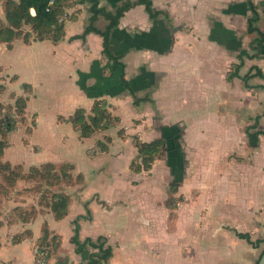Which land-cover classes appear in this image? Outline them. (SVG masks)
<instances>
[{
    "label": "crops",
    "instance_id": "1",
    "mask_svg": "<svg viewBox=\"0 0 264 264\" xmlns=\"http://www.w3.org/2000/svg\"><path fill=\"white\" fill-rule=\"evenodd\" d=\"M125 1L100 0V6L115 11ZM253 1L261 17L257 26L264 32V0ZM152 2L168 18L151 20L145 5H136L125 12L111 39L115 53L124 54L126 78L139 96L150 98L138 106L123 88L119 74H109L111 63L103 59L99 35L90 33L85 41L70 40L89 25L88 4H75L66 10L71 15L79 12L75 19L65 20L66 36L57 44L51 40L27 44L22 38L15 39L12 48L0 43V69L9 90L16 86L21 91L20 84L30 85L29 93L25 88L15 92L29 96L27 111L31 101L38 98L39 88H51L46 74L52 73L55 61L58 76L67 80L65 90L62 85L61 100L68 114H58V125L70 124L59 122L60 115L68 118L77 108L90 113L95 100L104 99L111 112L122 115L123 123L130 125L142 119L140 125L144 127L139 125L134 132L143 141L171 138L177 133L169 140L173 145L170 143L172 150L166 157L157 160L150 171L135 173L129 167L130 155L135 153L132 149L122 154L111 144L104 155L93 150L104 135L113 134L110 130L82 138L73 128L71 139L80 164L72 161L75 156L71 154L72 158H47L30 167L45 162H74L75 174L81 173L83 178L69 190L80 188L83 192L72 196L62 219L45 209L30 221L12 220L6 215L5 200L1 201L0 264H36L44 226L50 232L43 244L47 249L45 264L86 262L98 250L89 247L79 253L71 242L74 220L86 214V202L92 218L80 220L79 238L105 237L106 245L113 248L107 264L259 261L264 251V135L259 136L258 147H252L245 130L262 114L258 129L264 131V78L253 77L246 87L242 77L254 65L264 73V44L258 43L262 58H246L239 77L228 79L233 65L239 63V51L250 50V43L258 37L257 33L247 32L251 14L247 0ZM4 8L5 0H0L2 20ZM107 23L100 17L96 26L104 29ZM255 53L250 50V54ZM175 110L181 112L176 116ZM191 110L208 112L192 117ZM33 114L37 115V130L42 118L35 108L31 114L28 112ZM154 119L158 120V128L145 130ZM33 142L40 149L34 153H40L41 145L35 139ZM120 158L126 166H119ZM192 173H200L207 181L198 178L193 182ZM133 178L140 180L138 197L132 194ZM172 182H178L176 193L169 191ZM169 194L176 198L172 208L167 205ZM27 231L29 235L14 241L15 236ZM237 232L247 233L260 244L250 243ZM54 235L61 237L56 248Z\"/></svg>",
    "mask_w": 264,
    "mask_h": 264
},
{
    "label": "trees",
    "instance_id": "2",
    "mask_svg": "<svg viewBox=\"0 0 264 264\" xmlns=\"http://www.w3.org/2000/svg\"><path fill=\"white\" fill-rule=\"evenodd\" d=\"M75 4H88L89 12L91 13L90 23L84 29L83 33L74 35L70 40L81 39L86 40V37L90 33H95L102 38V55L103 59L108 60L111 64L109 74H119V79L123 85V88L127 90L133 97L134 105L138 106L142 102L149 101L150 98L148 95L139 96L130 80L126 78V64L122 61L124 54H117L112 48V34L118 28L120 19L124 16L125 12L130 10L132 7L142 4L145 5L149 17L151 20L158 19L161 16L168 18V16L162 10L155 9L152 0H135V1H125L122 3L115 11H108L105 8L100 6V0H55V3L50 5L49 0H5V20L0 18V43H6L8 48H12V42L17 38H22L23 41L27 44H30L33 41H44L51 40L53 43L57 44L63 40L66 36L65 31V20L66 19H75L77 17L78 11L68 14L66 10L72 7ZM247 5L251 12L248 17V33H257L258 37L250 43V50H255V54H250V50L241 49L237 56L239 63L233 65V71L229 73L228 79L231 80L234 77H239V71L244 66L246 58H262L261 49L258 46V43L264 44V32L260 30L257 26V23L260 20V14L258 11V6L254 3L253 0H247ZM34 10V13L32 12ZM103 17L107 20V25L104 29H100L96 26L97 20ZM28 27V29L26 28ZM2 70L0 69V79ZM105 72V69H104ZM259 76L264 78V73L259 66H252L248 73L242 77L245 82V86L248 87V82L253 77ZM16 78L12 77V81ZM5 86L0 83V93L5 91ZM24 88L27 93L30 92V85L24 84ZM264 88V85H262ZM16 109L18 114L27 121L28 111H27V102L28 95H19L16 98ZM4 107L0 101V173L8 174L7 183L8 187H14L15 190L19 188L20 182L28 181L33 178V175H26L28 173L40 174L42 169L55 171L54 163H45L39 167L32 166L27 171L21 165H13L10 162H3V154L5 149L9 146V136L17 126V122L9 120L5 115L2 114ZM262 114L259 115L254 123L246 128V134L249 138V144L252 147H258L259 145V136L264 135L263 130H259V119ZM119 118L114 116L109 110L108 104L104 99L95 100L90 113L88 114L84 108H77L74 113L67 119L59 118L60 122H70L73 125V128L80 132V136L90 137L98 131L106 130L113 122L118 121ZM31 130L28 132L29 135L34 133ZM110 139V137H108ZM110 141V140H109ZM135 145L138 148L137 155L132 159L129 167L135 173H140L143 171H150L153 168L154 163L158 159H162L167 156V154L172 150L169 138L162 136L160 138L143 141L140 138L135 136ZM98 146L102 144V141H98ZM108 150V147L102 146L101 151L105 152ZM65 168L63 172V177L68 179L74 178V175L71 173L75 171V167L72 164ZM62 169V168H61ZM21 170V171H20ZM43 177V176H42ZM36 178V177H34ZM83 175L79 173L76 176L77 181H81ZM29 188V187H28ZM1 189L6 190V188H1L0 186V202L3 199L1 194H4ZM24 189H19L26 191ZM171 193H176L178 191V182H172L170 184ZM8 193V192H7ZM6 193V194H7ZM48 195V194H47ZM38 206L33 208L31 213L22 211V209H15L14 217L12 220L17 218L25 222L32 220L36 215L43 210H49L54 214L56 219L64 218L68 213V207L70 204V197L65 192L53 194L52 197H45V194L42 192L37 193ZM176 198L170 197L167 201L169 207L175 206ZM86 209L85 215H79L74 220V234L71 238V242L75 244L77 252H83L87 248L92 247L97 249L96 253H92L90 258L83 263L79 264H107L111 257L113 256V248L106 245L107 240L105 237H98L96 240L92 238H87L84 241H81L79 238L80 234V220L92 218L91 210L89 208V202L84 203ZM2 222L0 221V226ZM27 231L21 235L14 237V241H19L22 237L29 235ZM50 232L47 226L43 227V234L38 246V257H44L47 249L43 248L45 240L49 237ZM239 237L245 238L247 241L254 245H259L260 241L253 242L251 237L247 233L237 232ZM53 246L56 248L61 242V237L59 235L52 236ZM63 264H76L70 263L66 260L61 261ZM258 263V262H257Z\"/></svg>",
    "mask_w": 264,
    "mask_h": 264
},
{
    "label": "rangeland",
    "instance_id": "3",
    "mask_svg": "<svg viewBox=\"0 0 264 264\" xmlns=\"http://www.w3.org/2000/svg\"><path fill=\"white\" fill-rule=\"evenodd\" d=\"M52 64L55 66V68L52 70L51 74L49 75L46 74L48 80L52 82L51 88H44V87L39 88L38 98L31 101L30 106L28 108V112L30 114L31 112H33L35 108L39 112V116L42 118L41 120L43 122L41 121L37 130H36L37 115L36 114L28 115L27 121H25V119L22 118L18 114V110L16 109L15 100L19 95H15V92L18 91L20 93L23 90L24 85L20 84L21 91L18 89V87L16 88V86H13L12 89L9 90L7 86L8 84L7 79L1 73L2 78L0 79V83L6 87L5 91L0 93V101L4 107L2 114L5 115L9 120L17 122V126H18L15 128V130L12 133H10V136L8 138L9 146L4 151V154H3L4 156H3L2 161L3 162L8 161L15 166L21 165L25 171L31 168L30 167L31 165H36L40 162H44V160H47V158L62 159V158H70L71 156L74 155L75 158L73 159H75L76 161L73 159L72 161H74L76 164H78L79 162L80 164V160H79L80 158L78 155V151L76 150V144L71 139V134H73L72 131L74 132L73 126L70 125L71 123L69 125H58L56 123L58 114H64V115L68 114V110L66 109L67 107L61 100L62 85H64V90H65L66 89L65 82L67 80L64 76L63 77L58 76L60 74V70L57 67V63L53 61ZM24 75L25 74H23V76ZM27 77H24V78H27ZM28 99H29V96H28ZM175 111H176L175 113L176 116L178 115L179 112H181V110H175ZM206 112L208 111L191 110L192 117L193 116L195 117V115L205 114ZM87 113L89 114V112ZM156 113H159V112L156 111ZM112 114L119 118L118 121L113 122L112 125H110L106 129V130H110V132L113 134L104 135L102 139L99 140V141H102V144L100 145V147L98 146V144H96L95 149L93 150L98 151L100 155H104L103 151H101V147L103 145L106 147H109V145L112 144L114 146L113 149L115 151H120L122 154H124V152L128 153L129 151L133 150V152L135 153H131L130 155V157L133 159L138 153V148L135 145L136 143L135 136L141 139L140 134L134 131L135 129L137 130L140 124H142V119L137 120V122L133 121V123L128 125L122 122V115H117V114H114L113 112ZM61 117L67 119L66 117L60 115L58 117V120ZM124 117H125V120H127L125 115ZM157 121L158 120L154 119L152 123H149L148 126L145 127V130L155 128V127L158 128V126L155 125L157 124L155 123ZM140 126L144 127L142 125ZM33 129H35L34 133L29 135L28 132H30L31 130L33 131ZM103 131L105 130H101L98 132H103ZM168 133L171 135L170 131ZM172 133H174V131ZM175 134L177 133L172 134L171 138L173 137L176 138ZM108 137H110V139H108ZM171 138H169V140ZM34 139H35V142L41 145V148H42V151L37 154L34 153V151L38 152L40 149L36 148V145L33 142ZM169 143L173 145L172 142H169ZM133 146L135 147L136 150L134 149ZM116 153L118 154V152ZM116 157L118 158V155H116ZM125 158H126V155H125ZM74 162L64 161L60 163H54L56 170L51 171L50 173L46 169H42L43 172H41L40 174L39 173L35 174V172L32 174L28 173L26 175L28 176L35 175L34 177L36 178L33 177L31 178V180H28V181L25 180L23 182H20L19 185H22V187L20 186L16 190L14 187L13 188L8 187V183L6 180L8 177V174L0 173V186L1 188H6V190L1 189V191L4 193V194H1L3 196L2 202H4L5 200L6 205H7L5 206L6 208L5 212L7 213L6 215L13 218L15 209H19V208L22 209V211L31 213L33 211L32 209L35 208V206L36 207L38 206V199H37L38 192L44 193L45 197H52L53 194H57V193L64 194L66 192L69 195L70 200L72 196H75L78 193H82L83 191H81L80 188H79L80 190L78 189L75 192H72L74 190H69V188H71L72 186L74 188L77 187L76 184L77 183L79 184L81 182V181H77L76 176L78 174H75V171L71 172L74 175V178L72 177L71 179H68L67 177H63V172L65 171V168L69 166L68 164H72L73 167H75ZM45 163H53V162H45ZM118 164L119 166H126L122 160L120 161V163L118 162ZM34 167H39V166H34ZM190 178H191L190 180H192L193 182H197L198 178H199V181H207L206 179L203 178V175H200V173H192ZM172 179L174 180L176 178L174 177ZM139 181H140L139 178L132 179L131 189H132L133 197L139 196V193L137 191V189L138 190L140 189L138 186ZM21 188L22 189L26 188L25 189L26 191L19 190ZM16 193L20 194L19 197L16 196ZM21 196L25 198H21ZM170 196L171 195L169 194V197Z\"/></svg>",
    "mask_w": 264,
    "mask_h": 264
},
{
    "label": "built area",
    "instance_id": "4",
    "mask_svg": "<svg viewBox=\"0 0 264 264\" xmlns=\"http://www.w3.org/2000/svg\"><path fill=\"white\" fill-rule=\"evenodd\" d=\"M55 3V0H49V4L52 5ZM46 255L44 257H41L37 260L36 264H45Z\"/></svg>",
    "mask_w": 264,
    "mask_h": 264
},
{
    "label": "water",
    "instance_id": "5",
    "mask_svg": "<svg viewBox=\"0 0 264 264\" xmlns=\"http://www.w3.org/2000/svg\"><path fill=\"white\" fill-rule=\"evenodd\" d=\"M257 264H264V251L262 252L261 257L259 258V261Z\"/></svg>",
    "mask_w": 264,
    "mask_h": 264
}]
</instances>
